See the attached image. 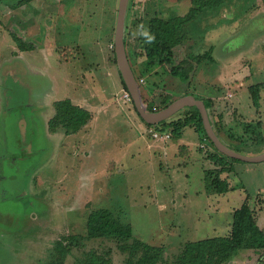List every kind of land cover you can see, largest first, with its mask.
Returning a JSON list of instances; mask_svg holds the SVG:
<instances>
[{
    "label": "rangeland",
    "instance_id": "1",
    "mask_svg": "<svg viewBox=\"0 0 264 264\" xmlns=\"http://www.w3.org/2000/svg\"><path fill=\"white\" fill-rule=\"evenodd\" d=\"M60 1H63L64 10L69 7L67 14L72 10V16H69L71 13L68 16L61 13L51 15L42 23L44 7L54 10ZM117 5L118 0H0V264H45L54 241L63 235L85 234L88 214L98 209H107L122 224H129L133 237L149 245L164 247V258L170 262L188 241L223 237L232 222L235 211L232 210L246 205L245 199L254 205L253 208L250 206L253 212L264 204V162H233L225 157L228 163L236 166L232 173L225 167V174L220 177L227 179L235 189L227 195L212 194L207 189L204 172L220 168L209 163V157L216 153L209 139L190 125L194 130L187 127L182 136L187 142L198 144L191 148L194 161L178 156L180 153L175 155L176 158L171 155V147L174 148L171 141L164 156L163 145L149 134L151 128L146 127V130L137 126L142 121L132 102L125 103L121 98L115 102L112 97L115 104L112 112L123 113L121 122L127 124L123 131L111 128L102 114L98 128L95 130L96 125L94 133L91 132L92 138L89 137L96 139L91 146L86 143L90 140L83 141L84 136L80 133L77 134L79 140H75L77 152L70 143L63 147L64 153L56 151V139L47 132L49 108L55 100L66 98L64 94L68 90L63 88L65 74L77 76L79 73L86 86L99 92L91 76L104 72L102 68L107 66L104 63L107 58L111 66L116 65L112 39ZM128 6L124 45L127 58L133 62L134 55L140 52L138 39L147 31L146 22L154 17L164 20L188 17L191 3L190 0H129ZM241 6L240 1L232 0L206 20L200 21L198 16L192 22H183L172 28L177 44L171 51L172 63L166 65V72L173 74L172 77L177 74L174 78L181 81L169 76L172 79L170 86H173L171 82L177 83L174 90L171 92L167 87L165 90L167 85H163L164 89L160 88L162 91L158 93L152 90L154 95L157 93L153 98L162 97L166 91L177 94L182 88L206 94H220L224 90L223 84L230 82L229 74L231 77L234 68L232 60L225 56L222 63L224 73L220 76L215 71V82L204 76L203 71H199L195 82L187 72L195 63L210 65L207 58L211 57L208 56L211 41L216 46L214 52L220 51L221 55V51H225L222 49L225 46H219L220 34L210 35L217 20L226 24L238 13L241 21L238 30L243 31L249 23L246 15L253 8L264 7V0H248L243 11ZM253 30H248L245 36H237L233 48L227 49L242 53L245 72L252 70L255 75H262L264 71L261 72L260 68L254 71L251 62L243 60L245 52H251L249 42L258 37ZM55 47L62 59H75L68 65L69 71L65 70L67 64L58 62ZM50 52L55 54L51 56ZM174 60L179 62L173 66ZM94 62L99 66L95 70L90 65ZM244 76L247 74L241 73L240 80L245 84L240 86L239 114L250 121L255 110L250 104L248 84L263 82L264 76L251 80L246 77L248 83ZM143 77L146 83L139 86V93L141 89H151L154 82L147 74L138 76L137 80ZM104 92L106 94L98 93V97L104 95L103 100H107L113 87L106 85ZM140 100L143 106L147 105L141 95ZM224 100L226 103L222 102L216 110L208 107V116L214 118L222 111L224 116L232 117L231 99ZM186 109L173 117H180L177 121L189 118ZM127 118L137 123L136 129L125 120ZM209 121L216 132L210 117ZM233 128L229 141L224 139L227 143H223L221 131L214 133L233 151L243 155L253 153L255 144L242 136L244 140H239L236 137L239 128ZM54 130L50 129L51 132ZM125 133L127 138H124ZM116 145L128 150L129 156L133 152V158L126 159L127 168L115 172L111 161H103L108 152L117 148ZM200 145H204L203 148ZM154 152L157 156L151 160L150 155ZM88 153L92 157L90 160ZM107 249L111 250L114 263L121 264L115 243L104 239L92 240L83 248L74 249L67 264H75V259L82 258L89 250L101 253ZM224 264H264V251L240 250Z\"/></svg>",
    "mask_w": 264,
    "mask_h": 264
},
{
    "label": "crops",
    "instance_id": "2",
    "mask_svg": "<svg viewBox=\"0 0 264 264\" xmlns=\"http://www.w3.org/2000/svg\"><path fill=\"white\" fill-rule=\"evenodd\" d=\"M62 3H63V1H60L59 5L56 6V8L54 10L51 8H45L44 7V9H43L44 12L42 15H44L45 17L42 18L43 20L41 19L42 23H44V20H47L49 18V16H51V15L58 16L61 13V14H63V16H68L69 13H71L69 16H72V10L68 11V14H67V9H69V7L65 8V10H64ZM246 16H248V18H249L247 20L249 23L247 25V28H245V30H243V31L238 30V26L241 25V24L239 25V23H241V21H240L238 13L234 16L233 20L228 21L226 24L223 20H221L219 22L217 20L215 26H212V27H214L212 29V31H214V32L211 33L210 35H212V34L217 35L218 33L220 34L219 41H218L220 44L219 46H220V48L225 46L222 48L225 51H221V55L218 53L220 51L214 52V50H215L214 48L216 46L213 45L212 41H211L210 42L211 44L209 45L210 49L208 51V56H211V57L207 58V61L209 62L210 65L204 66L202 64L203 66L202 65L199 66V64L195 63L192 65V67H190V69L188 68V72H187L188 77H190L192 80L194 78L195 82L198 80L196 77L200 75L201 71L204 72V76L210 77V79H212L213 82H215V80L217 81V79H216L217 73L215 71H217L220 76L223 75V73H224L223 72V66H222V63L224 61V56L226 59L232 60V62L234 63V68H233L231 77L229 74L230 82L223 84L224 90L220 94H212V93L206 94V93L200 92V90H198V91L192 90L191 91L189 88L187 90L182 88L181 90L179 89V92L177 94L173 95L171 92L174 90L177 83H176V81L171 82V84H173V86H170L169 82L172 79L175 80L178 78H174L177 76V74L174 77H172L173 74H169L166 72L168 70L166 65H155V64L151 65V64H149V61L146 60L145 57L136 56V55H134L135 58H134L133 62H130L129 58H127V59H128L129 65L131 67V70H132L136 80H137L138 76H140V75L146 76V74L149 75L150 77H152V79L154 80L151 89H148V90L147 89L146 90L141 89L140 90L141 98L143 99V101H145V103H147V105L150 106V108H147L148 107L147 105L143 106L145 111H147V112L160 111V110L164 109L163 108L164 106L167 107L173 101H175L181 97L191 95L195 99L203 101V103H204V101H206L205 103H207L209 105L208 106L206 104V107H207L206 111H207V114L209 115L208 111L210 109L214 108V110H216L218 105H222V102L226 103V101L224 99H231L230 102H231L232 113H233L232 117L224 116L225 114L224 113L222 114V111H220L219 113L221 115L216 116L214 118H212L211 116H208V118L210 117V119H212V123L214 124V128H215L216 132L221 131L223 133V136H221L223 139L222 140L223 143H227L225 141H229L228 138L230 139V137L233 135V131H234L233 127L234 126L236 127L235 128L236 130L239 128V132L236 136L239 140H244L243 138H246V139H249V142H253V141H251L252 136L251 135H245V133L243 131H244L245 125L252 124L253 126H255L256 131L258 132V133L256 132V135L261 136V141L258 142L256 140L255 141L256 144L254 146V149L252 148L253 153L245 154V155L256 156V155L264 153V81L263 82H257V84H254L253 82H250V84H248V87L255 86V85L259 87L258 91H259V97H260L258 108H254L252 106V103L250 102L251 107L254 108V110H255L254 111L255 114H254V116L251 117V120L249 121V118L247 119V117H244L245 118L244 119V118H242V115L239 114V113H241L240 112V110H241L240 106H241V99H242V91L240 90V86L243 87V85L245 84L240 79H241V73H246L247 76H244L243 79L247 81L246 83H248V81H249L248 78L251 80L253 77H256V78L263 77L264 73L262 75H260L258 73H257V75H255V73H252V70H250V72H245L243 70L244 68L242 67V64H245V62L241 61V57H242L241 54L242 53L235 52V51H229L231 49H227V47L233 48L232 44L236 40H238L237 36H239V35L245 36V34L248 30H250V29L253 30V28L256 27V29L253 31L256 32L258 37L253 38V40L251 42H249V48H250L251 52H249V53L245 52V57L243 58V60L251 62L254 71H256L258 68L261 69V72L264 71V7L253 8L251 13L247 14ZM129 17H130V14H129ZM49 22L51 23L50 20H49ZM257 22H260L262 25L257 24ZM112 41H113V39H112ZM177 48H180V47H177ZM57 49L58 48L55 47L54 51H56L58 62L61 64H67V65H64L65 70L69 71L68 65L73 63L75 61V59H62L60 54H59V50H57ZM260 52H263L262 53L263 55H260L259 54ZM53 54H55V53L54 52L49 53V55H51V56H53ZM233 57H235L236 60ZM238 58H240V60H237ZM173 62H175V63H173V66H174V64H177L179 61L174 60ZM104 63L107 64V66L102 68V69H104V72L99 73V72L95 71L97 73V74H94L95 77L91 76V81H92V83L98 85L97 90L100 89L99 92H97V91L95 92V90L93 91L89 85L86 86L84 78L82 77V75H79V73L77 74V76L73 75V74L72 75L65 74V77L63 78V88L67 89L68 92H66V94H64L66 96V98L61 99V100H69L72 105L77 106V107L87 111L90 115V119L87 122V124L85 126H83L82 129H80L82 131H80V130L78 131L79 133L76 132L75 134L66 135L61 128H57L51 132L50 128L48 126V121L54 115L53 104L56 101H61V100H55L52 103V106L49 108L50 113L46 119V122H47V132L50 134V136L52 138L56 139V142H55L57 145V147L55 148L56 151L59 150L60 153H64L65 151H64L63 147H68L67 144L70 143L73 151L77 152V150H76L77 142H75V140L76 141L79 140L77 134H80V133H82L83 134L82 136H84L83 141L86 138L88 140H90L89 143L88 142H86V143L89 144V146H91L92 142H94L93 140H96V139L94 138L93 140H91L89 137L92 138L91 132H93L96 125H97V127L95 128V130L98 128L99 119H100V116H102V114H104L103 117L106 120V123L110 124L111 128L116 129V131L117 130L123 131V128L125 126H127L126 123H125L126 125H124V123L121 122L120 118L123 115L122 112H117V111L112 112L113 105H115L114 102L112 101V97H115V99H116V100H114L115 102L121 101L122 99L120 100V98H121L123 92L126 91L121 84L118 67H117V65L111 66L108 58H107L106 62H104ZM90 65L94 67V70H95V68L99 67V66H96L95 62L93 64L90 63ZM64 66L62 67L63 70H64ZM170 68H171V70L173 69V67H170ZM169 76H171L172 79H169L170 78ZM246 77H248V78H246ZM143 79H144V84H145L146 83L145 78L143 77ZM178 80H180V78ZM187 82H190V81H187ZM106 85H110L111 87H113V92L110 93V95L108 96L109 98L107 100H103L104 95H102V98H99L98 93L106 94L104 92ZM160 85L162 87H159ZM163 85H167V86H165V90L168 88V89H170L171 92L166 91V93H165V91H164L163 93H165V95L162 94V97L159 95L160 96L159 98H156V99L153 98V96L157 95L158 91L161 90L160 88L164 89ZM168 85H169V87H168ZM153 89H155L157 91V93L155 95L152 92ZM142 91L144 93H142ZM250 101H251V99H250ZM208 107H209V110H208ZM186 108H187L186 111L189 112L190 114L194 113L193 107H186ZM183 109L179 110L177 113L173 114L172 116L168 117L167 119L159 122V124L162 122L171 123L173 121H177V119L180 117L175 118L173 116H176ZM235 113H237L238 117L235 115ZM252 118H254V119H252ZM125 120H129V124L131 125V127L133 129H136L135 128V125H137L136 122L132 121L130 118L129 119L127 118ZM242 120H246V121H242ZM137 126L140 127V129L145 128L146 130H147L146 127H148L143 122H141ZM187 127H190V126H187ZM187 127H184L181 130L180 137L177 140H175V139L171 140V142L173 143V146H174V148L171 147V152H172L171 155L175 156L176 154L180 153L178 156L187 157L188 159H191L194 161V159H192L194 157H191V155H192L191 148H193V147L196 148L198 144H193L192 142H187L185 140V138L182 136L184 129ZM148 128H151V127H148ZM190 128L192 130H194L193 127H190ZM232 128H233V130H232ZM151 129H154V128L152 127ZM85 134H88V135L86 136ZM127 136L128 135L125 133L124 138H127ZM241 136L243 138H241ZM234 137L235 136H233V138ZM225 138L227 140L224 141ZM116 140H118V139H116ZM158 143H160V142H158ZM166 143H168V142H166ZM166 143H160L163 145V146H161V150L163 151L164 156L166 155V147L169 145V143L167 145H165ZM116 147L117 148H115V150L113 152H111V153L108 152L106 154V156H105L106 159L103 161V163L111 161V163H113L115 165V170H114L115 172L119 168H123V167L127 168L128 164H127L126 159L127 158H131V159L133 158V152L129 156L128 150L127 151H125V149L123 150L121 145H116ZM178 147H181L182 150L179 151ZM156 151H158V150H155V152ZM155 152L152 154V156L150 155L151 160L153 159V156H154V158L157 156V154ZM71 154H75V153H70V155ZM87 157L89 160L92 158L90 153L87 154ZM176 157L177 156H175V158ZM114 159L118 160V162L113 161ZM209 163L213 164V162H211V161H209ZM234 165L236 166V164L228 163V161H226V165L215 166V168L227 167V168H229V170L227 172L232 173V171H234V167H235ZM121 172L122 171H119V173H121ZM231 173H228V174H231ZM82 174L85 178L84 173H82ZM94 175H95V172H94ZM220 178L224 179L223 177H220ZM226 181H227V179H226ZM91 182H92V180H91ZM92 184L95 185L94 182H92ZM228 185H229V191L227 193H225L226 195L230 191L235 189L230 184H228ZM244 202H246V205L249 208H250V206H251V208L254 207V205H252V203L251 204L247 203V199H245ZM244 202H242V204ZM263 205L264 204L262 203L261 208H258V209L256 208V210L254 212L251 208L250 209L253 212L254 218H255V216L258 217V218H255L256 225L259 227V229H261L264 232V216H263L264 215L263 214L264 213V206ZM234 210H236V209H233L232 212ZM257 210H261V211L257 212ZM232 212H231V214H232ZM231 221H232V217H231ZM230 225H228V229H227L226 234L224 236L229 235V232L231 229ZM252 251H254V250H252ZM260 251H264V250H260ZM69 259L70 258L66 259L65 264L68 263ZM121 259H123V258L121 257Z\"/></svg>",
    "mask_w": 264,
    "mask_h": 264
},
{
    "label": "trees",
    "instance_id": "3",
    "mask_svg": "<svg viewBox=\"0 0 264 264\" xmlns=\"http://www.w3.org/2000/svg\"><path fill=\"white\" fill-rule=\"evenodd\" d=\"M231 1L190 0L191 8L188 17L184 16L180 20L178 18L164 20L154 17L146 22L148 24L146 26L147 31L138 39L140 52L136 53V56L145 57L151 65H168L172 63L171 51L177 44L172 28L183 22H192L198 16L201 17L200 21L206 20L207 17L218 14ZM236 1L242 3L241 11L248 4V0ZM114 64L117 65L116 60H114ZM119 75L121 84L126 90L120 72ZM258 89L259 87L256 85L250 86L248 89L254 108L259 106ZM147 106V108H150L149 105ZM205 108H207L206 104ZM53 109L54 115L48 121V126L51 130L61 128L66 135L75 134L90 119L87 111L72 105L69 100L54 102ZM193 109L194 113L190 114L189 118L175 121V123L162 122L158 123L159 125H148L141 121L146 126L153 127L156 130H170L172 138L175 140L180 137L181 130L190 125L195 127L199 133L205 135L200 115L195 107ZM134 111L136 112L135 108ZM243 132L245 135L252 136L251 141H253V144H256V140L261 141V136L256 135V127L252 124L245 125ZM178 148L179 151L182 150L181 147ZM215 151L216 153L209 157L210 161L215 166L226 165L225 156L217 152L216 149ZM231 161L235 162L237 160L231 159ZM225 169V167H222L216 171L206 170L204 172V180L210 193L222 195L229 191L227 181L220 179V175L226 171ZM97 239L113 241L116 252L123 258L121 259L122 264H224L227 261L229 262L234 254L240 250H264V232L256 225L253 212L247 205H242L233 212L228 236L188 241L170 262H166L164 258V247L149 245L133 237L129 224H122L107 209H98L92 210L88 214L85 234L63 235L54 241L49 259L45 264H65L66 259L71 258L74 249L83 248L86 242ZM111 253L110 249L101 253L89 250L83 254L82 258L75 259V264H114Z\"/></svg>",
    "mask_w": 264,
    "mask_h": 264
},
{
    "label": "water",
    "instance_id": "4",
    "mask_svg": "<svg viewBox=\"0 0 264 264\" xmlns=\"http://www.w3.org/2000/svg\"><path fill=\"white\" fill-rule=\"evenodd\" d=\"M129 0H118L117 15L113 34L114 54L118 70L121 74L122 80L125 84L126 91L131 97V101L139 118L148 125H156L157 123L167 119L179 110L186 107H195L200 115L202 126L206 137L209 139L213 147L223 156L245 163H260L264 162V153L256 156L243 155L235 152L226 145H224L215 135L208 118V114L203 101L195 99L188 95L181 97L167 107L156 112H147L140 100L139 87L137 85L135 76L129 65L125 45H124V24Z\"/></svg>",
    "mask_w": 264,
    "mask_h": 264
},
{
    "label": "built area",
    "instance_id": "5",
    "mask_svg": "<svg viewBox=\"0 0 264 264\" xmlns=\"http://www.w3.org/2000/svg\"><path fill=\"white\" fill-rule=\"evenodd\" d=\"M138 87L144 84V79L140 78L136 80ZM121 99L125 103H131V97L128 94L127 91L123 92ZM149 134L152 137V139L156 142L160 143H166L172 140V135L171 131L169 130H155V129H150ZM204 145H200L201 148H203Z\"/></svg>",
    "mask_w": 264,
    "mask_h": 264
},
{
    "label": "bare ground",
    "instance_id": "6",
    "mask_svg": "<svg viewBox=\"0 0 264 264\" xmlns=\"http://www.w3.org/2000/svg\"><path fill=\"white\" fill-rule=\"evenodd\" d=\"M40 107V106H39ZM45 107V106H44ZM58 221V220H57ZM51 223V222H50ZM29 224V223H28ZM23 226V225H22ZM24 227V226H23Z\"/></svg>",
    "mask_w": 264,
    "mask_h": 264
}]
</instances>
